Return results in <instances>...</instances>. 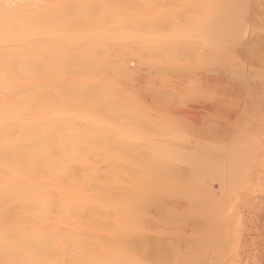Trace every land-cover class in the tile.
Returning <instances> with one entry per match:
<instances>
[{
  "label": "bare ground",
  "instance_id": "obj_1",
  "mask_svg": "<svg viewBox=\"0 0 264 264\" xmlns=\"http://www.w3.org/2000/svg\"><path fill=\"white\" fill-rule=\"evenodd\" d=\"M52 2L0 0V85L7 88L0 96V264H140L141 259L137 260L139 262L127 259L119 238L121 224L126 220L124 216L138 219V213L142 214L137 208L139 203L133 202L132 195L121 186L126 183L118 188H113L115 184L108 185L113 188L109 189L99 176V180L95 178L94 186L96 182L100 189L95 187L93 190L90 180L94 176L90 172L96 168L91 171L89 164L104 163L107 156H112L109 151L118 153L122 139V133L118 135L112 129L115 118L119 119L120 103L115 95L120 88L115 90L104 85L97 91L93 88L101 86L95 84L96 81L107 76L108 56L120 61L121 66L112 68L115 78L121 77V73L123 77V68H131L128 62L120 60L122 48L117 45L123 40L124 29H131L136 35H125L126 49L122 53L131 58L141 56L147 49L145 40L153 41L154 45L149 48L154 50H162V44L166 43L174 49L182 45L190 48L187 46L193 43L190 36L197 28L196 23L200 26L198 32L206 38L204 26L208 18L214 16V22L227 20L234 16L231 11L240 0H217L215 13L200 9L199 2L195 20L189 19L193 5L190 0L177 6L175 16L170 19L149 9H156L167 0H65L59 5L50 4ZM45 3L47 8L44 10ZM132 3L142 11L129 13ZM226 4L229 13L224 12ZM55 12L57 16H53ZM63 27L68 31L61 32ZM222 28L217 31L219 48L225 49L229 47L225 35H221L224 33ZM51 77H56L55 85L59 84L60 92L57 88L51 92L41 84ZM66 99L68 107L60 109ZM91 108L95 116L89 114ZM90 116L94 117L92 121ZM108 127L113 131H108ZM109 132L114 134L111 136ZM113 165L119 164L113 162ZM113 168L115 170L116 166ZM93 191L94 196L90 194ZM102 199L107 204L103 209L100 208ZM92 202L97 209L95 216L100 213L101 221H96V226L92 222L94 218L91 219L93 213L90 215ZM157 212L163 220L171 223L176 220L169 210L158 209ZM157 234L155 232L154 237L150 235L149 238H159ZM145 239L135 240L130 246L141 250L151 244ZM74 245L79 247L74 249ZM151 246L160 248L159 255L166 259L168 247L153 243ZM146 259L147 264H152L150 256Z\"/></svg>",
  "mask_w": 264,
  "mask_h": 264
},
{
  "label": "rangeland",
  "instance_id": "obj_2",
  "mask_svg": "<svg viewBox=\"0 0 264 264\" xmlns=\"http://www.w3.org/2000/svg\"><path fill=\"white\" fill-rule=\"evenodd\" d=\"M55 1L50 4L59 5L65 0ZM187 1L167 0L166 4L163 2L164 7L158 5L155 10L149 9L170 19L175 16L178 9L175 8ZM190 1L193 4L191 15L194 14L189 19L197 18L199 2L200 9L205 12L215 13L218 9L217 0ZM227 5L224 12L229 13ZM132 6L135 4L128 9L129 13L142 11L140 7ZM231 12L234 16L224 21L214 22V16L208 18L203 28L206 38L198 32L200 26L196 23L197 28L192 38L190 36L193 43L187 46L190 48L182 45L176 50L166 43L162 44V50H154L149 48L154 45L153 41L145 40L146 53L137 58L122 53L126 49V36H136L131 29H124L126 36L117 45L122 48L120 60L128 62L131 68H123V77L121 73V77L115 78L112 68L121 66L120 61L115 57L119 61L116 63L115 58L110 59L114 56L107 54V78L102 77L95 83L101 85L94 86L96 91L102 85L115 90L120 88L115 95L120 103L119 121L115 118L116 123L111 125L118 135L122 133V139L118 153L109 151L112 156H107L109 159L104 163L89 164L90 170L100 169L90 172L94 175L90 177L94 188L91 189L98 187L96 182L94 186V180L100 176L104 186L109 189L125 187L128 195L134 198L133 202L139 203L137 208L142 214L138 213V219L124 216L123 230L119 231L122 250L131 261L141 259L140 264H147L146 258L150 256L152 264H264V0H240ZM55 14L57 16V12L53 16ZM220 27L229 48H219ZM66 29L63 27L61 32L68 31ZM55 79L51 77L41 84L51 92L53 88L60 92L61 87L55 85ZM6 89L0 85V96ZM68 104L66 99L60 109L65 110ZM92 112L91 108L89 114L95 116ZM112 129L108 127V131ZM114 132L109 133L112 136ZM111 162L119 164L115 165V170ZM91 193L94 196V191ZM103 201H100L101 209L106 204ZM94 206L92 202L90 215L93 213L91 219L94 218L92 222L96 226V221L101 220L98 211L95 216L97 209ZM158 209L169 210L176 220L172 223L163 220ZM155 232L159 238L150 239ZM164 232L165 236L162 235ZM140 238L148 239L151 244L141 250L130 246ZM152 243L168 247L166 259L163 260L158 253L160 248L151 246ZM77 247L73 246L74 249Z\"/></svg>",
  "mask_w": 264,
  "mask_h": 264
}]
</instances>
